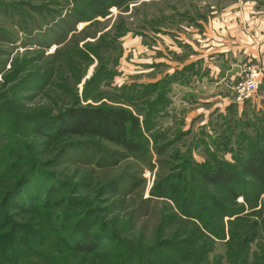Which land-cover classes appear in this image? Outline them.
Returning a JSON list of instances; mask_svg holds the SVG:
<instances>
[{"label":"rangeland","instance_id":"1","mask_svg":"<svg viewBox=\"0 0 264 264\" xmlns=\"http://www.w3.org/2000/svg\"><path fill=\"white\" fill-rule=\"evenodd\" d=\"M87 1L0 0V264H161L164 256L177 264H264V191L255 181L241 178L251 191L237 197L243 213L223 220L224 238L203 226L218 215L209 195L196 220L173 202L183 207L179 194L196 179L197 169L185 163L208 166L215 158L237 167L254 147L264 148V81L243 103L234 90L242 81L228 85L221 92L226 104L211 101L216 92L196 94L191 82L166 83L157 87L163 100L156 118L122 105L115 94L135 88L133 101L142 107L145 85L185 73L191 55L206 54L207 45V60L217 56L228 21L260 42L264 0H140L80 21L76 11ZM206 75L193 85L219 82ZM76 104L132 110L147 124L146 154L130 156L91 139H51L46 128L36 129ZM163 182L177 196L172 201L151 195ZM195 206L188 216L197 214ZM255 222L257 239L244 246V231ZM93 233L101 247L75 252L79 236ZM173 241L196 255H179Z\"/></svg>","mask_w":264,"mask_h":264},{"label":"trees","instance_id":"2","mask_svg":"<svg viewBox=\"0 0 264 264\" xmlns=\"http://www.w3.org/2000/svg\"><path fill=\"white\" fill-rule=\"evenodd\" d=\"M138 1L140 0H90L77 9L76 15L79 17L80 21H86L91 16L104 17L113 7L121 8L125 4ZM199 64L200 62L187 66L185 68V73H175L172 77L169 76L166 81L145 85L147 91L145 92L143 89H140L139 91V93L141 92L142 98L147 97V99L143 100L142 107L136 106L135 101H133V99L139 97V95L135 94V88L128 89L129 87L125 85L122 87L121 92L119 89V93L116 92L115 94L120 99L123 98L121 101L122 105L131 106L139 113L146 112L148 117L156 118V114H159V110H156L155 107L163 100V96L161 95L163 90L157 89V87H162V89H164L166 83L169 85L178 83L179 86H186L187 83L190 84L191 82L193 85L194 77H198L200 74L198 70L194 69L195 66ZM181 74H184V76L182 77ZM179 76L182 81L177 79ZM93 80L94 77L91 81ZM150 89L152 90L150 91ZM143 94H146L145 97H143ZM119 98L117 99L119 100ZM122 105L121 107L107 106V104L94 107H82L79 104H76L67 109L58 119H54L55 121L49 120L43 125H35V127L36 129L37 127L46 128L51 139H62L66 137L91 139L118 147L122 152L129 154L130 156H137V154L140 153L146 154L144 150L146 149L148 142L145 141L146 138L143 133V126H147V124L144 123L143 125V122H141L139 117L136 116V113ZM148 125H151V123ZM213 160L214 164H209L208 166L191 167L188 165L189 162L185 163L183 166L184 169H197L195 170L196 179L193 184L190 183L187 185L184 188L185 191L179 194V199L183 201V207H181V204H176V201L173 202H175V207H177L183 215H187L186 217H188V219L196 220L200 219V213L206 211V205L205 202H203V198L209 195L212 201L215 200L216 205H214L213 210L218 211V215L217 218H211L209 220L206 218L203 220V226L210 235H216L217 238H224L225 224L223 220L226 216L231 218L243 213V208L237 204V197L241 192H244V195L248 196L251 191L248 188L249 185L244 184L241 178L245 176L246 178L255 181L256 184L253 185V187H259L260 192L264 191V148L261 149L254 147L248 157L239 161L238 168L236 166L217 162L215 158H213ZM200 186L204 191L200 190ZM151 195L154 198L166 199L169 201L174 199L173 196L177 197L175 194L173 195L172 187L166 182L161 183L157 191H153ZM244 198L247 202H250L248 200L249 197L244 196ZM194 202H197V206H195L198 208V211H196L197 214L194 216H188V212L194 208ZM252 206L254 205L251 204V207ZM238 219L240 218L236 217L235 220L230 221L228 226L232 228L233 224ZM189 224L194 227V232L196 230V233L201 234V230L197 226H194L193 221H190ZM258 228L259 224L257 222L251 223L250 226L248 225V228L244 231L245 237H241L244 246L248 247L256 241V234L259 232ZM192 235V237H194V234ZM79 237L80 239L75 241L72 245L74 251L77 253L91 254L101 247L99 245L100 239L97 238L96 233L90 234L88 238L85 237L86 240H84V235ZM230 241L227 243H230ZM173 243L177 245L175 249L179 255L184 257H192L196 255V252H191L187 248L188 244L186 242L181 243V241H173ZM160 244H156V247H154L156 254L158 253ZM8 246H10V248L15 247L14 244H9ZM240 249L241 251L243 250L242 248ZM130 252H132V250ZM151 260L155 262L153 258H151ZM8 261L9 263H12L13 260L10 259ZM158 262L161 264H177V262H181V260L178 259L174 262L171 259V256H164L163 259L157 260L156 263ZM124 264L131 263L126 259ZM140 264H147V259ZM242 264H246V260H244Z\"/></svg>","mask_w":264,"mask_h":264},{"label":"crops","instance_id":"3","mask_svg":"<svg viewBox=\"0 0 264 264\" xmlns=\"http://www.w3.org/2000/svg\"><path fill=\"white\" fill-rule=\"evenodd\" d=\"M226 27L227 28L222 32L223 35H220V37H223L222 45L217 49L218 51L216 50V52L213 53V55L218 54L216 57L210 55V61L207 60V53L209 52L208 50L212 48V44L205 47L207 50L206 54H204L205 49H200L190 57V64L200 62V64L194 68L200 72L198 75L199 78H201L202 74H208L206 77L209 79V82L211 79L210 76H216V78L219 79V82L210 86L205 82L201 84L197 83L196 86L195 84L192 85L197 88L194 92L205 98L206 96L208 97L210 92H216L215 94L212 93V96L210 94L211 97L214 96V100L211 101L216 102L220 100L225 104L229 97H225L221 92L226 89L228 85H232L233 83L236 85L242 81L241 70L243 64L251 61L264 62V38L260 42L255 38L256 34L252 39L250 37L248 38L236 28L234 22H226ZM254 28L255 27H251V30L254 31ZM229 38L232 39L229 40ZM218 46L219 45H214L216 48ZM229 81H231V83Z\"/></svg>","mask_w":264,"mask_h":264},{"label":"built area","instance_id":"4","mask_svg":"<svg viewBox=\"0 0 264 264\" xmlns=\"http://www.w3.org/2000/svg\"><path fill=\"white\" fill-rule=\"evenodd\" d=\"M264 81V62H248L243 70L242 82L235 87L237 101L243 103L250 99Z\"/></svg>","mask_w":264,"mask_h":264}]
</instances>
